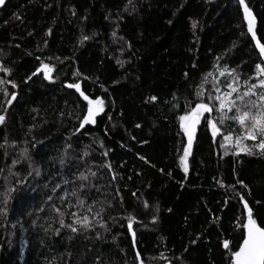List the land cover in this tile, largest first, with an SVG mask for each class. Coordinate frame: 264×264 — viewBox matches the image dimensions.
Returning a JSON list of instances; mask_svg holds the SVG:
<instances>
[{"label": "trees", "instance_id": "obj_1", "mask_svg": "<svg viewBox=\"0 0 264 264\" xmlns=\"http://www.w3.org/2000/svg\"><path fill=\"white\" fill-rule=\"evenodd\" d=\"M245 3L264 46V0ZM41 62L53 67L51 80L32 75ZM256 63L264 66L237 0H6L0 66L10 72L0 79L15 82L6 87L17 98L5 112L10 97L0 94V193L21 187L17 181L24 192H13L6 205L0 195V264H135L136 252L144 264H230L246 218L241 198L264 227V155L234 156V144L226 153L223 135L239 134V125H218L214 139L202 118L185 170L178 117L195 105L198 88L205 98L215 95L214 84L228 90L222 68L234 70L246 90ZM76 82L104 101L96 122L79 131L86 103L65 87ZM81 172L96 173L80 196L104 206L97 218L104 227L57 233L55 209L75 203L69 194L79 189Z\"/></svg>", "mask_w": 264, "mask_h": 264}, {"label": "snow or ice", "instance_id": "obj_2", "mask_svg": "<svg viewBox=\"0 0 264 264\" xmlns=\"http://www.w3.org/2000/svg\"><path fill=\"white\" fill-rule=\"evenodd\" d=\"M5 0H0V5H3ZM132 0H129L131 4ZM240 10L243 13V21L246 23L247 33L251 35V40L255 43V47L259 52V57L264 61V46L257 40V34L254 31L255 18L246 5L245 0H237ZM19 17H17L18 19ZM193 23V27H195ZM87 37H85L86 39ZM219 59V58H218ZM43 71V78L45 80H51V73L53 72V67L49 64L41 62L39 68L36 69L32 75L35 76L37 72ZM0 72L4 73L6 76L9 74L10 69L0 66ZM220 76H229L231 77L230 83L226 84L227 91L222 92L219 85H213V91L215 95L209 94L206 98L204 93L200 88L196 91V103L193 107H190L185 111V114L178 117L179 128L183 132L184 136L187 138V144L184 145L183 155L180 157L179 163L182 168L187 170V158L190 152V149L193 144L194 134L197 128V125L201 122V119L206 120V124L211 131L212 137L215 139L222 131L218 125H224L226 121H231L237 123L241 129L239 134H224L223 142H221L220 147L225 149L227 153L230 150V147L234 144L235 151L232 152V155L238 156L240 153L252 156L255 155L257 151L261 155H264V66L261 63L255 64V82L250 84L248 80L244 81L246 90H239V79L235 71H229L227 68H222L220 70ZM73 75H79L74 73ZM212 75V73H209ZM31 77H29L30 79ZM250 77L249 79H251ZM11 84V88H16L17 85L15 82H10L4 79H0V94L4 97H10L3 101L5 108L4 111H7V106L12 105L13 101L17 98L16 92H9L7 90V85ZM66 88L74 89L79 93L80 97L86 102V112L83 114L82 119L79 121V128L83 129L86 125L94 124L96 116L103 111L104 101L99 97L95 99L89 98L81 91V86L78 82L76 83H67L65 84ZM202 88V85H201ZM152 99H155L153 97ZM215 113V116H212V113ZM210 114L205 116V114ZM5 115L0 113V124L5 122ZM139 127V125H137ZM31 131V129H30ZM245 141H252L251 145L245 143ZM88 152H84L81 159L84 156H87ZM21 156L26 157V151L21 153ZM17 163V161H14ZM61 164H64V160L61 159ZM111 171L110 165H105ZM11 172V169H9ZM35 174L40 175L39 169H35ZM31 175V173H29ZM95 172L84 173L81 172L79 176L76 177L82 183L80 184L79 189H73L69 194L70 197L75 198V203H70L65 205V211L68 208H75L77 211L70 212L69 216L71 223L66 224L64 220L65 211L55 209L58 216V223L60 228L55 229L57 233L61 229H68L71 233L77 234L82 231H89L92 228L99 225L103 228L104 224L101 220L97 218L101 216V213L105 211L103 205L96 207L95 204H85V201L81 199L80 190L86 187H91L89 182V176H95ZM64 184L69 183L68 180H63ZM242 186V182H240ZM17 185L21 187H8L0 195L3 196V203L6 205L8 200L11 197V194L16 191L24 192L22 187L23 181H17ZM60 185L57 184L53 188L55 192L56 188H59ZM118 194V193H117ZM49 200L52 199L51 196L48 197ZM59 199L61 202H64V196H60ZM243 204V216L246 218L242 219L241 224L237 227H241L243 232L241 233V240L238 245V249L235 251L229 252L230 264H264V227L258 226L257 220L253 217V211L249 207L248 203L244 201L243 198L239 201ZM108 207H111V203L108 204ZM42 210V209H41ZM83 210V211H81ZM6 213V208H0V215ZM127 229L128 233L132 238V248L135 251L137 248L136 243V234L134 231L133 218L131 216L127 217ZM51 230V225L48 228H45L44 231L47 232ZM99 238V234H97ZM223 247L227 250L229 249V242L226 240L223 243ZM135 264H144L142 257L139 252H136L135 255Z\"/></svg>", "mask_w": 264, "mask_h": 264}, {"label": "water", "instance_id": "obj_3", "mask_svg": "<svg viewBox=\"0 0 264 264\" xmlns=\"http://www.w3.org/2000/svg\"><path fill=\"white\" fill-rule=\"evenodd\" d=\"M5 3H6V0H5V2H4V4L3 5H0V10L4 7V5H5ZM252 12V11H251ZM253 14V13H252ZM241 15H242V20H243V13H242V10H241ZM253 16H254V14H253ZM254 18H255V16H254ZM243 23H244V25H245V28H246V31H247V27H246V23L243 21ZM256 26H257V21H256V18H255V26H254V31H256ZM249 36L251 37V35L249 34ZM256 43V42H255ZM69 89V88H68ZM71 90H74V89H71ZM75 91V90H74ZM76 92V91H75ZM77 93V92H76ZM78 95H79V93H77ZM79 97H80V95H79ZM81 98V97H80ZM82 99V98H81ZM83 100V99H82ZM84 101V100H83ZM85 102V101H84ZM86 103V102H85Z\"/></svg>", "mask_w": 264, "mask_h": 264}, {"label": "rangeland", "instance_id": "obj_4", "mask_svg": "<svg viewBox=\"0 0 264 264\" xmlns=\"http://www.w3.org/2000/svg\"><path fill=\"white\" fill-rule=\"evenodd\" d=\"M40 73H41V74H42V76H43V71H40ZM52 73H53V72H52ZM52 73H51V74H52Z\"/></svg>", "mask_w": 264, "mask_h": 264}]
</instances>
